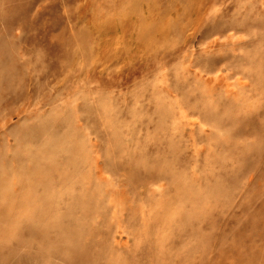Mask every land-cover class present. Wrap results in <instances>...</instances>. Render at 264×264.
<instances>
[{
  "label": "rangeland",
  "instance_id": "obj_1",
  "mask_svg": "<svg viewBox=\"0 0 264 264\" xmlns=\"http://www.w3.org/2000/svg\"><path fill=\"white\" fill-rule=\"evenodd\" d=\"M0 264H264V0H0Z\"/></svg>",
  "mask_w": 264,
  "mask_h": 264
}]
</instances>
